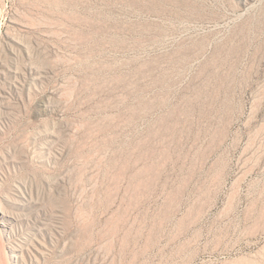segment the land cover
<instances>
[{"label": "rangeland", "instance_id": "1", "mask_svg": "<svg viewBox=\"0 0 264 264\" xmlns=\"http://www.w3.org/2000/svg\"><path fill=\"white\" fill-rule=\"evenodd\" d=\"M0 264H264V0H0Z\"/></svg>", "mask_w": 264, "mask_h": 264}, {"label": "bare ground", "instance_id": "2", "mask_svg": "<svg viewBox=\"0 0 264 264\" xmlns=\"http://www.w3.org/2000/svg\"><path fill=\"white\" fill-rule=\"evenodd\" d=\"M193 218H194V217H193ZM197 235H198V237H197ZM197 235H196V237H197V240H198V238L200 237V234L197 233ZM193 239H195V238H193ZM195 240H196V239H195ZM195 240H194V241H195ZM188 248H189V247H188ZM189 249H190V248H189ZM192 257H193V255H192Z\"/></svg>", "mask_w": 264, "mask_h": 264}]
</instances>
